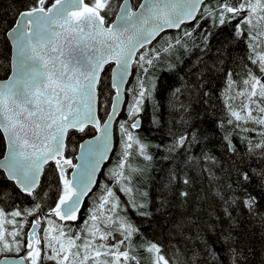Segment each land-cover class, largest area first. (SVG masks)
I'll use <instances>...</instances> for the list:
<instances>
[{"label": "snow or ice", "instance_id": "obj_1", "mask_svg": "<svg viewBox=\"0 0 264 264\" xmlns=\"http://www.w3.org/2000/svg\"><path fill=\"white\" fill-rule=\"evenodd\" d=\"M9 6L14 8L12 22L0 31V176L36 202L10 212L0 208V253L16 254L0 264H140L133 243L139 229L124 214L117 192L132 197L127 162L133 149L151 159L135 131L143 106L158 88L151 70L161 52L174 47L171 42L162 49L152 47L168 29L191 24L195 31L208 19L215 28L235 24L234 36L243 40L247 52L237 67L223 69L226 119L217 126L226 124L242 134L244 153L225 135L227 153L264 164V0H11ZM193 31L184 30V36ZM212 35L202 33L206 46ZM133 70L135 85L130 87ZM179 91L173 93L177 99ZM188 107L180 104L184 113ZM125 109L126 118L118 119ZM114 124L121 136L119 162L107 174L112 183L95 194L97 174L115 150ZM197 139L194 132L180 135L168 150ZM204 159L212 165L201 170L209 189L197 194L193 179L183 178L182 211L169 229L180 240L170 244L175 249L171 255L162 243L149 242L145 250L151 264H264V231L259 247L237 231L245 213L258 215V198L246 188L251 176L237 168L243 182L226 194L214 171L223 165L214 155L205 153ZM53 164L58 193L45 212L37 189L45 167ZM259 174L264 179V170ZM5 195L0 189V196ZM86 197L92 198V207L77 229ZM127 203L145 206L134 198ZM167 204L161 200V208ZM260 222L264 229V216Z\"/></svg>", "mask_w": 264, "mask_h": 264}, {"label": "trees", "instance_id": "obj_2", "mask_svg": "<svg viewBox=\"0 0 264 264\" xmlns=\"http://www.w3.org/2000/svg\"><path fill=\"white\" fill-rule=\"evenodd\" d=\"M137 2L138 0H133L134 4ZM10 4L11 0L0 2V16H3V20L0 21V31L12 22L14 8L10 7ZM184 30L193 31V25L186 24L181 29L164 32L152 45L162 49L171 42L174 47L169 52H161V58L151 70L150 74L157 79L158 88L153 98L143 106L139 116L141 126L135 131V135L146 145V154L151 159H144L143 155H139L133 149L127 162V170L132 176L134 189L132 197L117 192L121 201L125 203L124 214L139 229L133 237V243L140 258V264H151V254L145 250L149 242L162 243L168 255L175 251L170 244H177L180 237H171L169 229L172 227L173 216H178L182 211L179 207V191L185 188L182 183L183 178L188 176L193 179L192 188L197 194L209 189L207 173L201 171L206 164L212 166L211 162L205 161V153L214 155L223 165V168L215 166L214 171L218 178L217 184L226 194H232L238 190L239 184L243 182L238 176L237 168L243 169L251 176V180L246 182V188L249 193L258 198V215L249 217L245 213L239 221L237 231L241 233V239H251L253 244L259 247L261 233L264 231L260 222V217L264 216V179L259 174L264 170V164H260L255 158L249 159L246 155L242 160L240 155L231 156L227 153L225 135H231L241 153H244V145L240 139L242 134L235 132L226 124L223 128L217 126L219 121L226 119L221 97L226 78L223 69L237 67L240 58L247 52L246 46L243 40L235 38V24L215 28L212 20L208 19L201 21V27L193 31L191 37L184 36ZM209 31L213 35L206 46L202 33ZM177 39L181 41L178 45L175 43ZM2 48L3 38L0 36V49ZM3 75V72H0V78H3ZM135 78L136 72L133 70L130 87L135 85ZM177 89L180 90L177 93L178 99L173 96ZM203 92H208L210 95L204 97ZM181 103L189 106L186 113L180 109ZM182 115L186 122L181 120ZM125 118L126 109L118 119ZM193 132L198 137L196 142L182 149L168 150L177 137L186 133L191 136ZM120 139L119 126L116 124L115 150L99 175L100 183L95 188V194H99L106 183H112L107 174L119 162ZM54 168V164L51 167H45L41 176V188L37 189L44 199L45 212L49 206H54L58 193ZM173 176L178 179L173 180ZM0 189L8 194L0 196V208L8 212L15 207L30 208L36 202L34 197L21 193L13 182L3 176H0ZM45 193H47L46 196ZM131 198L135 199L136 204L145 206L133 207L131 203H127ZM162 199L168 202L166 208H161ZM213 206L218 207L215 200H213ZM91 207L92 198H87L83 205L81 219L75 224L77 229L87 218ZM141 213L145 214L141 215ZM233 214L236 215V213ZM28 226H25V231ZM6 227L10 228L8 225ZM216 235L218 233L212 234L210 238L215 241ZM216 247L217 250L220 249L218 241H216ZM1 255L16 254L12 252L0 253Z\"/></svg>", "mask_w": 264, "mask_h": 264}, {"label": "water", "instance_id": "obj_3", "mask_svg": "<svg viewBox=\"0 0 264 264\" xmlns=\"http://www.w3.org/2000/svg\"><path fill=\"white\" fill-rule=\"evenodd\" d=\"M173 30H177V29H168V30H166V31H173ZM165 31V32H166ZM164 33V32H163ZM162 34V33H161ZM158 38V37H157ZM154 42V41H153ZM113 128H114V130H115V124L113 125ZM140 128V127H139ZM138 128V129H139ZM138 129H136V130H138ZM113 143H114V147H115V140H114V137H113ZM112 154H113V152L112 153H110L109 155H110V158H111V156H112ZM110 160V159H109ZM109 160L108 161H105L103 164H102V170L104 169V167H105V165L109 162ZM43 174V173H42ZM42 174H41V176H42ZM99 175H100V173H98L97 174V179L99 178ZM40 179H41V177H40ZM87 199V197L85 198V200ZM29 227H30V225H29ZM5 257H8V258H10V259H12V258H16V255H2V256H0V260H3Z\"/></svg>", "mask_w": 264, "mask_h": 264}]
</instances>
